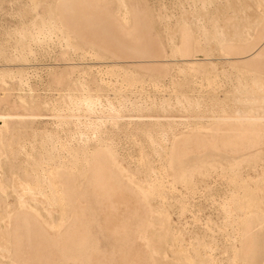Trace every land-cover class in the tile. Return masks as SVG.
Listing matches in <instances>:
<instances>
[{"label":"rangeland","instance_id":"1","mask_svg":"<svg viewBox=\"0 0 264 264\" xmlns=\"http://www.w3.org/2000/svg\"><path fill=\"white\" fill-rule=\"evenodd\" d=\"M203 1L0 0L3 171L58 211V228L12 218L14 264H243L252 215L264 264V133L226 132L264 115V62L247 55L264 57V21L258 0ZM172 152L211 167L175 181Z\"/></svg>","mask_w":264,"mask_h":264},{"label":"bare ground","instance_id":"2","mask_svg":"<svg viewBox=\"0 0 264 264\" xmlns=\"http://www.w3.org/2000/svg\"><path fill=\"white\" fill-rule=\"evenodd\" d=\"M221 1V0H220ZM226 1V0H225ZM232 1V0H230ZM240 1V0H239ZM245 1V0H244ZM248 1V0H247ZM252 1V0H249ZM254 1V0H253ZM208 2V1H207ZM229 3V1H227ZM236 2V1H235ZM241 2V1H240ZM243 2V1H242ZM185 3V0H184ZM202 3V2H201ZM217 3V2H216ZM245 3V2H244ZM255 3V2H254ZM203 4L205 3V0L203 1ZM236 4V3H235ZM242 4V3H240ZM249 4V3H248ZM214 5V4H213ZM227 5V4H226ZM230 5V4H229ZM238 5V4H237ZM234 6V5H233ZM242 6V5H241ZM248 6V5H247ZM189 7V6H188ZM211 7V5H210ZM243 7V6H242ZM250 7V6H249ZM257 7H258V11L260 13V21H264V2L258 0L257 1ZM190 8V7H189ZM245 8V7H244ZM248 8V7H247ZM245 11V10H244ZM227 15V14H226ZM214 19V18H213ZM218 19V18H217ZM248 19V18H247ZM54 24V23H53ZM218 24V23H217ZM260 25V24H259ZM258 25V26H259ZM213 26V25H212ZM215 26V25H214ZM255 26V25H254ZM48 27V26H47ZM220 28V27H218ZM252 31V30H251ZM23 33V32H22ZM222 33V32H221ZM38 34V33H37ZM237 34V33H236ZM206 35V34H205ZM20 36V35H19ZM21 37V36H20ZM24 37V36H23ZM36 38V36H35ZM221 38V37H220ZM21 39V38H20ZM37 40V39H36ZM218 40V39H217ZM21 41V40H20ZM18 45V44H17ZM252 45V44H251ZM249 45V46H251ZM29 46V45H28ZM245 47L248 46H244ZM243 48V47H242ZM244 49H242L244 51ZM247 51L249 49H246ZM246 52V51H245ZM252 55V59L250 60L252 64H260L262 62H264V57H263V46L262 45H258L255 44L253 46H251L250 50L248 51L247 55L249 54ZM243 53V52H241ZM244 54V53H243ZM246 54V53H245ZM244 54V55H245ZM246 56V55H245ZM247 57V56H246ZM16 59V58H15ZM264 66V65H263ZM262 66V67H263ZM12 75V74H11ZM28 75V74H27ZM4 79V78H3ZM259 83V82H258ZM5 84V82H4ZM25 86V85H24ZM264 86V85H263ZM258 87V86H257ZM254 88V87H253ZM261 89V88H260ZM258 92V90H257ZM75 94V93H74ZM264 94V92H263ZM83 95V94H82ZM254 95H252L253 97ZM250 97V96H249ZM259 96H257L258 98ZM261 97V96H260ZM68 98V97H67ZM77 98V97H76ZM84 99V97H83ZM89 99V98H87ZM264 99V98H263ZM261 98V100H263ZM86 100V98H85ZM243 100V99H242ZM254 100L255 97H254ZM258 100V99H257ZM249 101V100H248ZM78 102V101H77ZM83 102V100H82ZM92 102V101H91ZM254 102V101H253ZM259 102V101H258ZM262 102V101H261ZM259 102V103H261ZM70 104V103H69ZM86 104V103H85ZM263 103H261L262 105ZM77 105V104H76ZM79 105V104H78ZM81 106V105H79ZM86 106V105H85ZM256 106V105H255ZM68 107V106H67ZM88 107V106H87ZM244 107V106H243ZM251 107V106H250ZM259 107V106H258ZM263 107V106H262ZM69 108V107H68ZM75 108V107H74ZM89 108V107H88ZM71 109V108H70ZM69 109V111H71ZM87 110V108H85ZM243 109V108H242ZM260 107H259V112L260 111ZM61 110V109H60ZM90 110V109H89ZM256 110V109H255ZM252 111V110H251ZM247 113L243 119L244 120H239L238 121H245L247 124H240L239 126L236 127H231L226 129V132L228 134H232L235 136V139H242L243 135H246L248 133H252V132H257V133H264V115L261 116L262 114L258 115H254L253 113ZM78 112V111H77ZM258 112V113H259ZM78 115V114H77ZM236 115H238L236 113ZM235 115V116H236ZM5 118V117H3ZM85 120V119H84ZM233 120V119H232ZM5 119L2 120V123L4 125ZM225 131V130H224ZM241 135V136H239ZM77 142V141H76ZM75 142V143H76ZM229 147H233V146H237L235 144H231L228 145ZM238 147V146H237ZM4 149V144L2 142L1 139V129H0V200H2L3 202H5L6 206H8L9 203V199L10 198H15V207L13 212H8L6 215V218L4 221H2V223L0 222V264H5V263H11L14 264V258L12 257L13 255L11 254V250H12V242H11V238H12V232L11 230L13 229L14 223H13V219L14 216L16 218V215L19 216L21 218V223L23 222V224H26V219L27 218H32L35 219V221L37 219H45V217H47L49 220H52L51 224H48V226H50L51 228H58V226L56 225L55 222H53V215H55L56 213H58L57 209L51 205L46 199H45V195L43 196L41 194V192H39V190L35 191V190H28V188H26L19 180L20 178L17 177H13L9 179L5 176L4 173V160L6 159L7 154L4 153L3 151ZM234 164V163H233ZM211 164L208 162V158H200L197 159L195 161H193L192 163H187L185 159L182 158H178L174 152H172L170 154V164H169V172L170 175L173 177V179H175V181H182L185 184H192V178H193V174L195 172H199L200 170H206L207 168H210ZM232 167V164L229 166ZM57 172V171H56ZM96 180L94 181L93 185H97V187H94L95 189L98 190V184L100 183L101 179H103V169L101 164L98 162L96 164ZM56 180L61 178V176H58V172L56 173ZM236 175V174H235ZM19 177V176H18ZM236 177V176H235ZM235 180L237 178H234ZM22 181V180H21ZM131 180H129L130 182ZM134 181V180H133ZM160 181V180H159ZM238 181V180H236ZM58 182V181H57ZM238 183V182H237ZM61 184V183H60ZM132 184V183H131ZM241 184V182H240ZM243 184V183H242ZM27 186V184H25ZM59 185V184H58ZM80 185V184H78ZM83 185V184H82ZM157 185V184H156ZM155 187L157 188L158 186ZM30 186V185H29ZM136 186V185H135ZM28 187V186H27ZM55 187V186H54ZM58 187V186H56ZM62 184L60 185V191L57 192V195H59V199L64 200L66 199L65 195L67 192L66 188L63 189L61 188ZM81 188L83 189V187L81 186ZM138 188V187H137ZM142 188V187H141ZM31 189V188H30ZM36 189V188H35ZM139 189V188H138ZM147 189V188H145ZM153 190L155 189H151V191L149 192H142L140 191V195L141 198L145 201H147L149 198H151L152 196H154V192ZM45 191V190H44ZM55 191V190H54ZM147 191V190H146ZM50 197V196H48ZM110 198V197H109ZM53 199V198H52ZM51 199V200H52ZM2 202V203H3ZM4 204V205H5ZM110 206L113 209V205L110 204ZM6 211V210H5ZM45 212L46 216H44ZM251 213H255V211H251ZM13 214V215H11ZM256 214V213H255ZM252 221H251V225L249 226L248 221L246 220L242 225L243 230H242V234L239 237L240 238V242H241V250H243L244 248L243 245L246 240V236H247V231L249 229V227H252L251 229L253 230V236L254 239L252 240L251 245L255 246L256 248L259 246L258 244V236L256 235L255 229L257 228H261L262 226V221L260 218H258L257 215H252ZM250 217V218H251ZM14 218V219H15ZM28 220V219H27ZM1 221V220H0ZM25 221V222H24ZM37 222V221H36ZM164 222V221H163ZM23 225V226H24ZM28 225V223H27ZM29 226V225H28ZM36 226V225H35ZM33 227V226H32ZM38 227V226H37ZM28 232V227L26 228V226L24 227L23 230ZM26 233V232H25ZM148 232H146L144 234L145 237H148ZM115 238V237H114ZM16 247V246H15ZM158 247V246H157ZM252 249L250 252V255H248L247 257H245V259H243L244 257L242 256V251L236 253L237 257H241L243 259V264H254L255 259H256V251L257 249ZM165 263V262H164Z\"/></svg>","mask_w":264,"mask_h":264}]
</instances>
